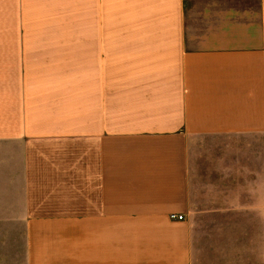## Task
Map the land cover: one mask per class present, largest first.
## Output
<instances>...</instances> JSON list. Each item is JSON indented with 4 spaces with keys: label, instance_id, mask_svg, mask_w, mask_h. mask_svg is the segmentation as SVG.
I'll use <instances>...</instances> for the list:
<instances>
[{
    "label": "crops",
    "instance_id": "obj_1",
    "mask_svg": "<svg viewBox=\"0 0 264 264\" xmlns=\"http://www.w3.org/2000/svg\"><path fill=\"white\" fill-rule=\"evenodd\" d=\"M211 4L0 0V264L196 263L194 149L264 137V0Z\"/></svg>",
    "mask_w": 264,
    "mask_h": 264
},
{
    "label": "rangeland",
    "instance_id": "obj_2",
    "mask_svg": "<svg viewBox=\"0 0 264 264\" xmlns=\"http://www.w3.org/2000/svg\"><path fill=\"white\" fill-rule=\"evenodd\" d=\"M256 1L186 0V24L200 35L207 27L198 22L199 16L211 3L232 6ZM192 161L195 264H264V213L256 200L264 192V137L222 141L210 150L201 142Z\"/></svg>",
    "mask_w": 264,
    "mask_h": 264
},
{
    "label": "built area",
    "instance_id": "obj_3",
    "mask_svg": "<svg viewBox=\"0 0 264 264\" xmlns=\"http://www.w3.org/2000/svg\"><path fill=\"white\" fill-rule=\"evenodd\" d=\"M173 219H177V220H183L182 216H172Z\"/></svg>",
    "mask_w": 264,
    "mask_h": 264
}]
</instances>
